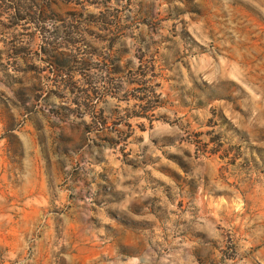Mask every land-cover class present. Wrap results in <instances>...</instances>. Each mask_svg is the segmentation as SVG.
Listing matches in <instances>:
<instances>
[{
  "label": "rangeland",
  "instance_id": "374dc122",
  "mask_svg": "<svg viewBox=\"0 0 264 264\" xmlns=\"http://www.w3.org/2000/svg\"><path fill=\"white\" fill-rule=\"evenodd\" d=\"M9 1L0 264H264V0Z\"/></svg>",
  "mask_w": 264,
  "mask_h": 264
},
{
  "label": "trees",
  "instance_id": "16d2710c",
  "mask_svg": "<svg viewBox=\"0 0 264 264\" xmlns=\"http://www.w3.org/2000/svg\"><path fill=\"white\" fill-rule=\"evenodd\" d=\"M72 1V0H67ZM46 2V1H45ZM11 7L16 11V13L20 12H29L32 11L38 4L35 0H10L9 1ZM50 6L49 1L46 3ZM42 12V6H39ZM33 12L37 13V10H34ZM23 17V16H22ZM65 34L61 37L60 40H52L50 42H47L46 44L53 45V43L57 44V42H60L62 44L72 46L70 50H63L61 52H57L53 57L55 62V68L60 72V76L64 79V83L70 87L71 89L77 90L78 86V80L76 78V68L75 65L78 63L81 65H88L89 59L88 58H80V55L82 54V50L80 48L81 45H89L87 42H82V40H73L70 35L73 33L71 30H65ZM54 46V45H53ZM139 83V82H137ZM139 99H145V95H141L138 97Z\"/></svg>",
  "mask_w": 264,
  "mask_h": 264
}]
</instances>
